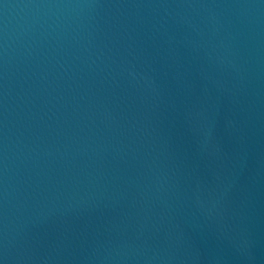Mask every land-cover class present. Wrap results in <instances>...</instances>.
Wrapping results in <instances>:
<instances>
[{
    "label": "water",
    "instance_id": "1",
    "mask_svg": "<svg viewBox=\"0 0 264 264\" xmlns=\"http://www.w3.org/2000/svg\"><path fill=\"white\" fill-rule=\"evenodd\" d=\"M0 264H264V0H0Z\"/></svg>",
    "mask_w": 264,
    "mask_h": 264
}]
</instances>
